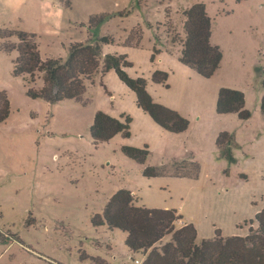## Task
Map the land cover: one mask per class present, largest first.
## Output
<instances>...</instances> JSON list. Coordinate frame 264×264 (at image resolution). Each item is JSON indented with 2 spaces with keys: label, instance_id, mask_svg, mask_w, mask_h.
I'll return each mask as SVG.
<instances>
[{
  "label": "rangeland",
  "instance_id": "rangeland-1",
  "mask_svg": "<svg viewBox=\"0 0 264 264\" xmlns=\"http://www.w3.org/2000/svg\"><path fill=\"white\" fill-rule=\"evenodd\" d=\"M196 4L205 5L211 43L223 53L211 78L180 62L184 12ZM18 13L22 17L5 27L36 30L43 60L67 61L72 43L111 37L114 44L102 53L127 56V74L146 79L153 100L180 113L189 127L176 134L156 124L114 70L102 73L104 59L81 99H32L28 79L13 75L18 53L0 49V92L10 101V115L0 123V264H144L146 256L129 250L125 232L93 224L122 189L139 206L176 210L182 216L176 227L193 224L198 244L217 230L245 237L258 226L256 215L264 210V0H19L13 17ZM97 14L112 17L91 35L87 27ZM136 27L140 44L129 47ZM156 70L169 74L166 85L153 82ZM35 79L41 88L43 76ZM223 87L244 93L250 119L217 113ZM100 111L123 122L131 117V136L96 144L91 127ZM221 132L234 136L233 162L218 155ZM126 146L148 147L147 162L129 158ZM182 162L197 163L199 176L144 175L147 167Z\"/></svg>",
  "mask_w": 264,
  "mask_h": 264
},
{
  "label": "trees",
  "instance_id": "trees-1",
  "mask_svg": "<svg viewBox=\"0 0 264 264\" xmlns=\"http://www.w3.org/2000/svg\"><path fill=\"white\" fill-rule=\"evenodd\" d=\"M186 38L182 41L183 50L180 62L195 70L205 78H211L220 68L223 58L219 46L211 43L212 21L204 4H196L184 12ZM112 15H92L88 24L91 33ZM141 39L140 27L134 28L126 45L138 47ZM114 44L109 37L92 38L85 42H75L70 46L67 61L61 58L42 59L38 36L23 30L0 27V49L6 52L16 51L18 57L13 61V75L28 79V96L35 100L58 103L65 100L81 99L87 90V82L93 81L98 73L100 62L104 59L102 73L114 70L120 80L135 94L137 105L148 113L156 124L170 133H182L189 127V121L177 111L153 100L147 90V81L143 77L131 78L125 69L132 64L125 55H104L102 47ZM43 76V86L35 88V76ZM169 74L165 71L153 72L152 80L157 84H167ZM264 85V83H263ZM0 123L10 115V101L7 94L0 92ZM243 92L221 88L217 101L218 114H237L241 120L251 118L245 108ZM264 114V97L262 100ZM124 117V116H122ZM125 122L113 118L104 112H98L91 127V135L96 144L107 142L118 134L125 138L131 136L132 119L125 116ZM234 136L221 132L216 146L220 158L233 162L232 149ZM124 153L140 164H145L150 152L143 149L124 147ZM199 165L195 162L175 163L170 167H147L144 175L149 178L175 176L197 178ZM182 216L176 210L149 209L137 205L135 195L122 189L114 194L106 205L103 214L93 218L96 227L106 226L127 234L126 245L133 253L142 252L146 256L144 264H264V210L256 215V228L251 227L245 237H224L217 230L213 239L197 242L198 232L193 224L177 228L176 222ZM254 220H251V224ZM171 241L163 244L165 237Z\"/></svg>",
  "mask_w": 264,
  "mask_h": 264
},
{
  "label": "crops",
  "instance_id": "crops-1",
  "mask_svg": "<svg viewBox=\"0 0 264 264\" xmlns=\"http://www.w3.org/2000/svg\"><path fill=\"white\" fill-rule=\"evenodd\" d=\"M23 1L26 0H22V2ZM15 7H19V0H0V27H4L7 25L12 26V23L16 22L14 20L20 19L22 17V15H19V13L16 15L17 17H13ZM18 25H22L21 21H19ZM20 28L36 33V30L28 29V27H25L24 25ZM162 243L165 244V240H163Z\"/></svg>",
  "mask_w": 264,
  "mask_h": 264
},
{
  "label": "built area",
  "instance_id": "built-area-1",
  "mask_svg": "<svg viewBox=\"0 0 264 264\" xmlns=\"http://www.w3.org/2000/svg\"><path fill=\"white\" fill-rule=\"evenodd\" d=\"M137 263H139V262L137 261Z\"/></svg>",
  "mask_w": 264,
  "mask_h": 264
}]
</instances>
